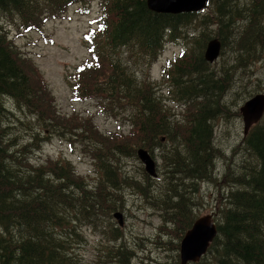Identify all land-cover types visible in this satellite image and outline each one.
<instances>
[{
	"label": "rangeland",
	"instance_id": "obj_1",
	"mask_svg": "<svg viewBox=\"0 0 264 264\" xmlns=\"http://www.w3.org/2000/svg\"><path fill=\"white\" fill-rule=\"evenodd\" d=\"M231 3L223 5L224 19L228 22L232 18L230 26L223 31L216 25L217 15L213 13L218 7L213 3L207 7L206 14L198 15L196 21L187 25L189 27L184 26L178 44L166 42L154 56L146 55L137 47L120 52L135 77L153 87L165 106L162 108L163 115L166 114L164 118L172 121L170 133L162 132L158 138L140 134V121L129 105L111 106L106 95L91 90L80 88V96L86 99L76 94L74 75L91 57L88 47L91 42L86 34L97 20L96 16L102 13L101 0L74 4L64 15H47L41 33L17 29L13 25L19 26L21 17L0 12V26L27 62V69L50 91L61 119L58 130L52 131L19 108L13 99L1 97L5 111L2 122L8 127L6 134L12 149L27 146L25 157L30 156L38 166L69 161L77 175L85 180L87 189L95 190L101 187L102 181L95 161L98 149H92V143H96L103 148L102 153L109 156L111 167L119 169L122 179H127L128 184L120 182L108 187L116 192L106 191L116 197L115 210L92 209L80 221L73 219L69 247L73 249L77 264L108 263L109 260L104 259L105 249L127 250L125 256L131 257L132 264H179L181 242L196 219L213 215L216 223H221L219 206L224 201L226 184H231L229 190L233 188L235 177L247 165L255 163L245 150L241 108L252 97L264 94V0H231ZM255 6L258 15L254 13ZM204 15L214 20L208 26L200 24ZM112 20H117L115 14ZM196 27L199 29L197 35L200 33L198 39L205 35L200 46L196 44L198 39L189 43L184 38L188 28L192 31ZM214 38L221 41L222 50L216 61L206 62L204 68L212 80L222 83L224 90L211 121L218 147L214 146L216 158L212 178L187 180L181 175L171 179L164 156L170 149L182 150L189 122L206 97L201 94L204 86L196 75L192 77L193 84L183 86L195 88L200 94L191 91L190 99L178 96L174 80L168 79L163 69L185 48L191 52L184 63L191 67L204 58L207 43ZM105 68L111 71L110 67ZM164 136H170L172 142L167 138L159 142ZM102 138L107 140L105 146L101 145ZM139 149L148 151L155 161L156 176L146 172L137 156ZM117 212L123 214V227L114 218ZM198 264H216V261L208 252Z\"/></svg>",
	"mask_w": 264,
	"mask_h": 264
},
{
	"label": "trees",
	"instance_id": "obj_2",
	"mask_svg": "<svg viewBox=\"0 0 264 264\" xmlns=\"http://www.w3.org/2000/svg\"><path fill=\"white\" fill-rule=\"evenodd\" d=\"M84 1L0 0V12L20 16L19 26H13L29 32L41 29L47 15H61L72 4ZM213 3L218 7L213 13L217 15L216 25L223 31L232 19L228 22L224 19L223 5L232 4L231 0H210V5ZM102 7L104 15L98 27L86 35L94 59L80 70L79 87L82 91L106 95L111 106L126 104L133 108L140 121V134L158 138L162 132L170 133L172 121L164 118L166 114L162 113L165 106L150 84H143L135 77L120 52L137 47L146 55L154 56L166 42L180 40L184 26L207 11L159 14L150 11L147 0H102ZM257 8L254 7L256 15L259 13ZM113 14L117 19L115 22ZM213 21L210 15L200 18V24L204 26ZM197 31V27L192 31L188 28L185 40L194 42L200 36ZM204 39L203 34L196 44L200 46ZM190 52L185 48L182 56L166 67L165 75L172 82L174 80L176 94L187 99L192 97L191 91L200 93L183 85L193 84L192 77L198 76L204 86L201 94L206 98L189 122L182 150L170 149L164 161L168 162L171 179L183 175L187 180L207 181L212 178L216 158L211 121L224 89L220 81L211 79V74L204 68V58L195 61L191 67L184 63ZM26 65L0 26V98L13 99L19 108L35 116L46 128L56 131L61 119L51 93ZM107 66L111 71L105 68ZM93 79V83L89 82ZM4 112L0 102V264H77L73 249L69 247L73 219L80 221L92 209L115 210L116 197L106 191L116 192L108 187L120 182L128 184L127 179H122L119 169L111 167L109 156L103 154V148L96 143H92V149H98L95 161L102 174L98 189L88 190L85 180L77 175L69 161L35 165L30 156L24 155L27 146L12 149L6 134L8 127L2 122ZM173 122L177 125L176 120ZM162 139L172 142L170 136L162 137L159 142ZM102 140L101 145L105 146L107 140ZM244 144L255 163L247 165L235 177L233 188L229 190L231 184L224 188L225 199L219 206L218 237L209 251L216 264H264V118L250 130ZM86 145L91 148L90 144ZM127 253L123 249H105L104 259L109 262L99 264H132L131 257L125 256Z\"/></svg>",
	"mask_w": 264,
	"mask_h": 264
},
{
	"label": "water",
	"instance_id": "obj_3",
	"mask_svg": "<svg viewBox=\"0 0 264 264\" xmlns=\"http://www.w3.org/2000/svg\"><path fill=\"white\" fill-rule=\"evenodd\" d=\"M209 0H147L148 8L156 13L181 14L198 12L208 6ZM222 50V43L214 38L208 43L205 60L214 63ZM245 131L247 132L253 125L259 123L264 116V94H258L241 108ZM137 156L144 164L146 172L150 176H156V163L148 151L139 149ZM114 218L123 227V214L117 212ZM218 237V226L212 215L199 217L192 228L185 234L180 246V258L182 263L191 262L193 264L201 261L207 255L212 243Z\"/></svg>",
	"mask_w": 264,
	"mask_h": 264
},
{
	"label": "bare ground",
	"instance_id": "obj_4",
	"mask_svg": "<svg viewBox=\"0 0 264 264\" xmlns=\"http://www.w3.org/2000/svg\"><path fill=\"white\" fill-rule=\"evenodd\" d=\"M209 5H210V0H209ZM148 6V5H147ZM151 11V10H150ZM202 11V10H201ZM201 11H198V12H201ZM181 14H183V13H181ZM253 98V97H252ZM20 105V104H19ZM263 118H264V116H263ZM256 125V124H255ZM255 125H253L247 132L245 131V122H244V138H246L247 136H248V134H249V132H250V130L255 126ZM125 157V156H124ZM152 181V180H151ZM192 186V185H191ZM176 195V194H175ZM224 199H225V197H224ZM180 203V202H179ZM188 213V212H187ZM213 216V215H212ZM171 218V217H170ZM61 236V235H60ZM180 262H181V264H183L182 263V259L180 258ZM186 264H193V263H191V262H187Z\"/></svg>",
	"mask_w": 264,
	"mask_h": 264
}]
</instances>
